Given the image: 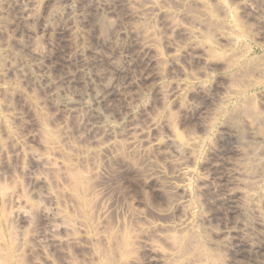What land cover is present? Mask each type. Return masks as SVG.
<instances>
[{
    "label": "rangeland",
    "instance_id": "374dc122",
    "mask_svg": "<svg viewBox=\"0 0 264 264\" xmlns=\"http://www.w3.org/2000/svg\"><path fill=\"white\" fill-rule=\"evenodd\" d=\"M65 1L60 3V0H0V264H205V261L201 260L202 255L199 254L198 246L194 247L191 240H186L187 242L184 240L191 239L189 237L193 236L192 233H189V230L181 233L174 228L175 224L183 220V217L179 218L183 213L178 212L180 210L174 205L176 195L168 190L166 192V182H163L161 176L158 179L162 182L159 183L154 182L158 180L156 177H153L154 180H151L150 176L149 180L145 179L148 172L151 175L162 165V157L156 155L154 149H146L134 156L133 154L128 156L129 154H125L121 149L123 143L119 139H116V144L114 139L107 143L99 134L97 138H93L96 141L87 139L84 131L85 120L89 116L87 110L96 105L95 102L106 93V90L109 91L117 84H128L126 86L128 91L124 92L126 95L123 94L120 99L116 98L118 101H114L109 107L110 112L112 110L118 116L122 115L118 117L116 123L132 119L134 123L132 120L131 122L136 124L135 126L130 121L126 123L141 129L146 125L148 118H157L181 139H188L189 136L196 135V132L195 137L199 138L202 135L201 147L195 150L198 160L192 166L191 189L199 188L194 185L201 184L199 180L206 175L204 171L210 173L208 169L212 164L215 166V163L217 168L221 169L218 170L220 174L216 172L218 178L215 176L212 181L218 184L221 182L222 185L226 184L224 178L230 181L232 176L234 177V168L236 171L238 168L240 171H248V175H260V169L255 166L256 169L251 162L249 165L248 161L252 155H258L257 152L264 158V0H256L253 5L255 14L242 12L245 10H242L239 0H218L220 3L216 0H152L156 4L160 3L161 5H158L164 6V10L172 15L170 19L173 20V24L177 23L175 27L184 30L190 28L202 35L203 38L197 33L196 37L199 38H194L195 40H190L182 29V33L178 28V31L166 32L165 27L157 20L158 17L151 11H145V0H142L143 5L141 0ZM222 9H225V13ZM134 11H144L141 13L146 14L141 15L144 19L140 21L131 18ZM193 18L200 20L202 25L195 23L197 19L193 21ZM212 24L219 26L217 29L219 32L223 30V33L235 29L231 28L235 24V34L237 33L238 37H234L235 34L232 36L234 30L227 34L232 33L230 35L239 41L234 40L235 44L230 46L223 39L216 38L217 29ZM152 34L155 35V41ZM146 39L154 43L161 41L159 47L163 45L160 49L164 54L167 53V46L170 47V66L175 59V65L179 67L172 66L173 69L171 67L169 69L167 63L160 64L162 66L157 64L159 62L154 63L163 68L162 71L154 65L146 66L142 58L140 60L143 63L138 61L137 48L139 49L141 41L145 42ZM196 44V47H192ZM204 49H207L206 53H203ZM180 50H183V53ZM133 55L142 65L140 67L136 62L135 68L138 69L131 73L133 70L127 72L126 76L130 74L122 78L126 84L124 80L115 76V71L120 70L125 59ZM205 59H208L206 63ZM163 60L165 61V58ZM149 67L153 68H150L152 72L147 69ZM157 77L161 78L159 82ZM192 78H195V85ZM167 82L173 86L176 84L175 89L183 85L182 89L180 88L182 92L179 89L180 97L171 99L170 106L161 100L159 102L157 99L155 102L153 99L155 95L153 91L158 85H167ZM197 82L206 84L204 87L207 89L202 90L204 92L202 95L203 92L194 87ZM207 84L213 87L210 89ZM173 86H170V91L174 90L171 88ZM187 86H191L188 87L189 91L193 88L195 93L199 91L200 94L196 93L199 96L193 91L187 92ZM207 92L211 95L209 98L206 96ZM182 93L185 96L181 95ZM223 94L230 97L229 101L228 96ZM204 96L207 98L206 101L211 100L205 102ZM221 96L227 100L223 106L221 104L224 100ZM180 103L186 109L189 108L188 111L184 108L185 113H182L183 107ZM125 108H128V111ZM143 109L145 114L142 113ZM216 109L220 110L217 114ZM124 110L131 112V118L125 117ZM198 113L202 116L195 118V114ZM183 114L186 115L184 118ZM132 116L136 117L135 120ZM248 120L250 122L252 120L250 124L253 132L247 123ZM201 122L203 130L208 131L206 135L205 131L201 130ZM257 126L259 129L255 128ZM232 130L235 131V136ZM216 136L222 138L219 140ZM227 136H232L234 142L228 140L226 142ZM222 139L227 146L224 143L222 145ZM209 144L213 149L212 146H208ZM225 146L228 147L227 150ZM237 147L238 150L241 149L238 157L236 151L231 152V149ZM208 148L211 149L210 152ZM214 148L218 150L217 153H223L225 156L214 153ZM205 149L208 152L207 156L202 154L206 152ZM249 149L253 153L251 156L249 153V156L246 155ZM211 152L214 154L210 155ZM33 155L38 157L34 158ZM242 155L245 156L244 161ZM215 156L217 160H214ZM213 160L216 162L212 163ZM219 165H223L224 169ZM172 167L170 166V172L173 170ZM229 169L232 170V175ZM208 172L206 173L209 174ZM262 176L263 180L255 192L256 198L258 194V199H254L255 204L251 203L253 201L237 198L235 203L237 207L233 205V213L234 210L238 211L234 213L235 216L230 213L231 210L223 213L228 207L221 198L222 201L218 200L222 193L216 191V197L212 190L215 189L213 182H210L208 190L204 191L203 194L206 196L200 195L201 199L195 195L199 198L194 197L191 203L199 208V213L200 209L206 211V214L215 213L214 216L219 217L224 225L231 226L232 220L235 221V224L231 223L232 226L245 221L246 224L253 225L257 219L264 223V175ZM193 179L196 180L194 185ZM235 180L233 178L234 182ZM234 182L232 185L228 182L230 186L226 184V187L230 188L236 184ZM150 184L154 185L152 187L154 191L150 189ZM158 184L163 190L156 189ZM224 187L225 185L221 186V189L224 190ZM194 192L193 195L197 191ZM209 192L214 194L209 195ZM207 196L210 201L212 200V204ZM214 200H217L218 205ZM195 205L191 207L197 211ZM102 208L108 209L105 216L101 213ZM155 208L162 213L170 209V219L158 218ZM231 217L233 219L229 221ZM262 222L260 221L259 233L264 234ZM169 223L170 230L166 227ZM200 229L202 230V226L199 225V230L197 231V227L195 230L201 233L199 236H203V242L206 244L209 237L202 231L204 236ZM246 236V239L249 238V235ZM218 248H206L207 252L211 253L210 262L225 264L226 254ZM153 252L159 255L155 256ZM252 256L254 264H264L263 253Z\"/></svg>",
    "mask_w": 264,
    "mask_h": 264
},
{
    "label": "bare ground",
    "instance_id": "6f19581e",
    "mask_svg": "<svg viewBox=\"0 0 264 264\" xmlns=\"http://www.w3.org/2000/svg\"><path fill=\"white\" fill-rule=\"evenodd\" d=\"M65 0H60V3L61 2H64ZM67 1V0H66ZM65 1V2H66ZM155 1H157V0H155ZM190 1V0H189ZM211 1V0H210ZM213 1V0H212ZM215 1V0H214ZM217 2H218V0H216ZM240 1H241V6H242V10H245V11H242V12H244V13H250L251 12V14L252 13H254V12H256V11H254L255 9H253L254 7H253V5L256 3V0H239V3H240ZM128 2H129V0H128ZM141 2H142V5H143V3H144V1H142L141 0ZM200 2V1H199ZM127 3V2H126ZM140 3V2H139ZM158 3V2H157ZM218 3H220V2H218ZM223 3V2H222ZM221 3V4H222ZM125 4V3H124ZM131 4V2L130 3H128V5H130ZM158 4H160V3H158ZM158 4H156V2H154V1H152V0H145V6H144V9H145V11H148V12H150L151 11V13L152 14H154L155 16H157L158 17V21L159 22H161L162 23V25H163V27H165V29H166V32L167 31H169V32H173L174 30H176V31H178L177 30V28H178V26L177 27H175L176 25H177V23H175V24H173V20L172 19H170L171 17H172V15L171 14H168V12H166L165 10H164V6H162V7H160ZM200 4H202V3H200ZM221 4H219V5H221ZM127 5V6H128ZM161 5V4H160ZM223 5L224 4H222V7H223ZM140 6V5H139ZM203 6H205V5H203ZM141 7H143V6H141ZM141 7H140V9H141ZM223 8H225L226 9V7H223ZM131 9H133V8H131ZM139 9V10H140ZM224 9V10H225ZM135 10V9H134ZM223 10V9H222ZM223 10V12L225 13V11ZM144 12V11H143ZM143 12H135L134 11V14H133V16L131 15V18H134V19H136V20H140V21H142L141 19L143 18L144 19V17H142L141 15H143L144 16V14H141V13H143ZM226 13H228V12H226ZM255 14V13H254ZM146 15V14H145ZM169 15H171V16H169ZM149 15H147V17H148ZM175 16V15H174ZM264 16V15H263ZM146 17V16H145ZM151 17H153V16H151ZM206 17V16H205ZM174 19V18H173ZM194 19L196 20L197 18H193V21H194ZM200 23L201 25H202V23H201V21L200 20H198L197 19V21L195 22V23ZM159 24V23H158ZM175 25V26H174ZM197 25V24H196ZM199 25V24H198ZM200 25V26H201ZM211 25V24H210ZM213 25V24H212ZM233 25V24H232ZM235 25V24H234ZM231 26V28L232 27H234L235 29H230V31L229 32H231L232 30H234V32L232 31V33H230V34H232V36L235 34V30H236V27L235 26ZM194 26V25H193ZM214 26V25H213ZM183 27V26H182ZM197 27V26H196ZM208 27V26H207ZM211 27V26H210ZM215 27V29H217V27H219V26H214ZM213 27V28H214ZM185 28V27H184ZM191 28H193L194 29V27H191ZM204 28H206V26L204 27ZM178 29H180L179 30V32L181 31V29L182 28H178ZM196 29V28H195ZM201 30H202V28H200ZM208 29H209V27H208ZM184 29H182V31H183ZM197 30V29H196ZM207 30V29H206ZM213 30V29H212ZM220 30H221V28H220ZM182 31H181V33H182ZM208 31H210V30H208ZM217 32H216V34H217V37L216 38H219V39H223V41H226L225 43L226 44H230V46H232L231 44H235V43H233V42H235L236 40H238V38L236 39H234L230 34L228 35L227 33H229V32H227L226 33V31L223 33V30L221 31V32H219V29H217L216 30ZM207 32V31H206ZM210 32H212V31H210ZM184 33H185V35L188 37V38H190V40L191 39H194V38H199V37H196V36H198V34H199V36H200V33H196L195 32V30H190V28H189V30H184ZM204 33V32H203ZM212 33H214V31L212 32ZM226 33V34H225ZM202 34V33H201ZM205 34V33H204ZM208 34V33H207ZM210 34V33H209ZM237 34V33H236ZM234 35V37L236 36V37H238L237 35ZM153 35V34H152ZM154 36L155 35H153L152 37H153V39H154ZM202 36V35H201ZM200 36V37H201ZM207 37V36H206ZM209 37H211L212 38V36L210 35ZM201 38H203V37H201ZM210 38V39H211ZM149 39V38H148ZM148 39H146V41L148 40ZM150 39H152V38H150ZM152 39V40H153ZM156 39V38H155ZM155 39L153 40V41H155ZM206 39V42H207V38H205ZM152 40H150V41H145L144 42V40L143 41H139L140 43H141V45L139 44V49L137 48V51H139V54H138V57H139V60L138 61H140V62H142L140 59L142 58L143 59V61H145V63H146V66H147V64H148V66H151V65H154V63H156V62H159V63H157L159 66H162V65H160V64H162V63H165V65H166V63H167V67L170 69V67L172 68V66H176V67H179V66H177V65H175V59L171 62V65L172 66H170V55H169V53H170V47H168L167 46V53L166 54H164L162 51H161V46L163 47V45L161 44V46L159 47V45H160V43L159 42H161V41H159L158 43H154ZM195 40V39H194ZM213 40V39H212ZM216 40V39H215ZM218 40V39H217ZM235 40V41H234ZM203 41H205L204 39H203ZM222 41V40H221ZM239 41V40H238ZM166 42V41H165ZM207 43H209V42H207ZM165 44V43H164ZM167 44V43H166ZM191 44V43H190ZM198 44V43H197ZM197 44L195 45V46H192V47H196L197 46ZM228 44V45H229ZM168 45V44H167ZM193 45V44H192ZM201 45V44H200ZM200 45H199V47H200ZM165 46V45H164ZM204 46V45H203ZM202 47V46H201ZM205 47V46H204ZM191 48V47H190ZM206 48V47H205ZM181 49V48H180ZM207 49H209V48H207ZM206 49V50H207ZM177 50H179V49H177ZM185 50V49H184ZM206 50L204 49L203 51H205V52H203V53H206ZM181 51V53H183V50H180ZM197 51L199 52V50L197 49ZM176 52V51H175ZM191 52V51H190ZM188 53V52H187ZM187 53H186V55H187ZM136 54V53H135ZM185 54V53H184ZM183 55V54H182ZM195 55H197V54H195ZM200 55H201V51H200ZM136 56H137V54H136ZM136 56H132V57H130L129 59L127 58V59H125V61H124V64L123 65H121V69L119 70L118 69V71H115L116 72V77L119 79L120 78V80H122V78L123 77H125L126 76V74H127V72H129L130 70H133V71H130V73L131 72H134L135 71V67L137 66L136 65V62H138L137 60H136ZM184 56V55H183ZM206 56V55H205ZM202 57V56H201ZM204 57V56H203ZM165 58V61L163 60ZM198 59H199V55H198V57H197ZM206 58V57H205ZM203 59V58H202ZM201 59V60H202ZM163 62H162V61ZM208 60V59H207ZM206 59H205V63H206V61H207ZM160 61H161V63H160ZM200 61V60H199ZM202 61V62H203ZM140 62H138L137 64H139ZM174 62V63H173ZM143 63V62H142ZM177 64V63H176ZM204 64V63H203ZM140 65V67H141V65L142 64H139ZM138 65V66H139ZM208 65V64H207ZM154 66H156V67H158L156 64L154 65ZM154 66H153V68H154ZM165 67V66H164ZM150 68H152V67H149V68H147V69H150ZM152 68V69H153ZM158 68H160L161 70L163 69V68H161V67H158ZM166 68V67H165ZM228 68V67H227ZM226 68V69H227ZM138 69V68H137ZM136 69V70H137ZM145 70H146V68H144ZM159 69V70H160ZM173 69V68H172ZM229 69V68H228ZM160 70V71H161ZM148 71V70H147ZM150 71L152 72V70L150 69ZM163 71V70H162ZM165 71V70H164ZM168 72H170L169 70H168ZM205 72V71H204ZM129 73V74H130ZM128 74V75H129ZM168 74V73H167ZM201 74H203V73H201ZM127 75V76H128ZM126 76V77H127ZM159 76V75H158ZM137 77H139V76H137ZM141 77V76H140ZM151 78V77H150ZM155 78L156 77H154V80H155ZM157 78H159V77H157ZM166 78V77H165ZM153 79V78H152ZM152 79H150V80H152ZM160 79L161 78H159L158 79V82L160 81ZM195 78H192V80H194ZM124 80V82L127 84V82L125 81V79H123ZM122 80V81H123ZM129 80V79H128ZM127 80V81H128ZM137 80V82H138V79H136ZM141 80V79H140ZM139 80V81H140ZM163 80H164V78H163ZM162 80V81H163ZM198 81L200 82V80H199V78H198ZM121 82V81H120ZM132 83V81H129V83ZM136 82V83H137ZM194 82H195V80L193 81V85H195L194 84ZM205 82V81H204ZM117 83H119V82H117ZM135 83V84H136ZM157 83V82H156ZM163 83V82H162ZM168 83V82H167ZM166 83V84H167ZM196 83V82H195ZM198 83V82H197ZM209 83V82H208ZM160 84V83H159ZM165 84V83H164ZM180 84V83H179ZM179 84H178V86H179ZM214 84V83H213ZM176 84H174V86H175ZM186 85V84H185ZM189 85V84H188ZM191 85V84H190ZM193 85H192V87H193ZM204 85H206V84H202V82L199 84H197L196 86H194V87H196L199 91H201V92H203L202 90H204V88H206L207 89V87L205 86L204 87ZM208 85V84H207ZM126 86H128V84L127 85H125V84H120V85H115L114 87H112L109 91H107L106 90V93H104L103 95H101L102 97H100L99 99H97V101L95 102V106L94 107H90L87 111H88V117L86 118V120H85V136L87 137V139L89 138L90 140L91 139H93L94 137H96L97 138V136H98V134L101 136V137H103V139H104V141L105 142H107L108 143V141L110 140H112V139H114V140H116V139H119V141H121L122 143H123V147H121V149H123V152H125V154H129L128 156H131L132 154V156H134V154L136 155L137 153H141L143 150L145 151L146 149L147 150H150V149H154V151L153 152H155L156 151V155H160V158L162 157V160H163V162H162V165L159 167V166H157V167H159L156 171H155V173H151V175H150V173L148 172V177L146 176V180L149 178V176L151 177V180L153 179L154 180V178L156 177L157 179L158 178H161V179H164V183L166 184L165 185V187H166V192H167V190L169 191V192H173L175 195H176V197H175V201H174V205H176V207H177V209L178 210H180V211H178V212H182L183 213V216H179V218L181 217H183V220L181 219V221L178 219V221H180L178 224H173L174 225V228L175 229H177V230H180V232L181 231H185V230H189V233H192V237H189V238H191V239H184L185 240V242H187L186 240H191V242L194 244H192L194 247H195V245H197L196 247L199 249V254H201L202 255V262H203V260L205 261V264H210L211 262H210V260H211V253H209V252H207V250H206V248L208 247V249H210L211 247L213 248V247H219L220 248V250L222 249V252H224L225 254H226V256H225V258H227V260H226V263L227 264H234V263H236V264H239V263H242V264H254V262L252 261L253 259H252V255H256V254H259V255H262V253H263V255H264V234H261V233H259V228H260V221L262 222V220H258L257 219V221L255 222V224H253V225H250V224H246V221H245V223H240L239 222V224H236V225H234V226H232V224L231 223H234L235 224V221H231V219H233L232 217L231 218H229L230 220L229 221H231V223H230V225L231 226H228V225H224L223 224V221L222 220H219L217 217H215L214 215H215V213L214 214H206L205 212L206 211H204L203 209L204 208H202V210L203 211H201V209L199 210L200 211V213L198 212V209L199 208H197L196 207V205L195 204H193V203H191L193 200V198L194 197H196V198H199V197H197V196H195V195H198V196H200V195H202L203 193H204V191L206 192V190H208V185L210 184L211 185V183L213 182V183H215L214 181H212V180H214L215 179V176H216V172H218L219 174H220V171H218L219 169H221V168H217V166H216V161H214V160H217L218 158H216V156L214 157V158H216V159H214L213 161L214 162H212V161H210V163L212 162V163H215V166H214V164H212L211 166H210V168L208 169L209 171H210V173L208 172V171H206L205 169H203V166H202V169H203V171L205 170L206 172H208L209 174H207L205 171H204V173L207 175H204L203 177H201L200 178V180H199V177L197 178L199 181H200V183L201 184H199V183H197V184H195V182H196V176L195 177H193V178H195V179H193V181L192 182H194V180H195V182L193 183V185L194 186H199V188H197V190H195V187H194V189H193V191H197L198 192V194H196L195 192V194L193 195V191H192V189H191V185H190V178L192 177V175H193V170H192V166H194V164L197 162V160H198V158H197V153H196V155H195V150H197V148H198V150H199V148L201 147V144H202V142H203V140H202V138H200L201 136H199V138L198 137H195L196 135H197V132H196V135L194 136V135H191V136H189L188 137V135H187V137H188V139H181L180 138V136L177 134L176 135V132H174L172 129H170L169 127L168 128H166L165 127V125L162 123V121H160V120H158L157 118H146L147 120V122H146V125H144V127L142 128L141 127V129H140V127H139V129H138V127L136 126V127H133V126H135L133 123H134V121L132 120V119H129L128 121H130V123H132L131 122V120L133 121V126L131 125V124H129V123H126V122H128V121H123V122H121V123H116V120L118 119V117H120V116H122V115H120V116H118V114L116 115L115 114V111H112L111 110V112H110V109L111 108H109L110 107V105L114 102V101H118V100H116V98H118L119 97V99H120V97L123 95V94H125L126 95V93H124L125 91H128V90H126L127 89V87ZM129 86H131V85H129ZM133 86H134V83H133ZM132 86V87H133ZM170 86H173V85H170V82L167 84V85H158V88L157 87H155V88H157L155 91H153V89H152V91H153V94H155V95H153L152 97H153V99H154V101L156 102V100L157 101H159V100H161V102L162 103H164L165 105H167V106H170V100L172 99H175L177 96H178V93H179V91L182 89V87L181 86H183L182 84H181V86H180V90L177 88V89H175L174 88V86L173 87H171V88H174V90H172V91H170ZM177 86V85H176ZM209 86V88L211 87L210 86V84L208 85ZM191 87V86H187V92L189 91L188 89ZM213 87V86H212ZM211 87V88H212ZM129 88H131V87H129ZM154 88V89H155ZM210 88V89H211ZM230 88V87H229ZM194 89V88H193ZM191 90V91H195V90ZM213 89H215V88H213ZM233 89H234V87H233ZM232 89V90H233ZM130 90V89H129ZM230 91H231V88L229 89ZM235 90V89H234ZM237 91H239L238 89H236ZM191 91H189L190 93H192ZM198 91V92H199ZM205 91V90H204ZM236 91V92H237ZM155 92V93H154ZM180 92H182V90L180 91ZM184 92V91H183ZM186 92V91H185ZM186 92V94L187 95H189V93H187ZM197 91H196V93H198ZM229 92V91H228ZM232 92V91H231ZM235 91H234V93H236ZM241 92V91H240ZM239 92V93H240ZM195 93V92H194ZM195 93V94H196ZM208 93V94H207ZM207 93H205V95L206 96H208V98H209V92H207ZM211 93V92H210ZM233 93V94H234ZM238 93V92H237ZM236 93V94H237ZM184 93H182L181 95H183ZM198 94H200V93H198ZM202 94H204V92L203 93H201V95ZM228 95L230 94V92L229 93H227ZM232 94V93H231ZM232 94V95H233ZM186 95V96H187ZM192 95V94H191ZM197 95V94H196ZM200 95V96H201ZM224 95V94H223ZM227 95V96H228ZM235 95V94H234ZM237 95H239V94H237ZM183 96H185V95H183ZM197 96H199V95H197ZM206 96H204V100H205V102H207V101H210L209 99L206 101ZM211 96V95H210ZM224 96H226V95H224ZM222 97L221 96V98H223V100L225 99V97ZM226 96V97H227ZM178 97H180V96H178ZM178 97H177V99H178ZM190 97V96H189ZM188 97V98H189ZM195 98V97H194ZM199 98H201V97H199ZM203 98V97H202ZM217 98V97H216ZM219 98V97H218ZM221 98H219V99H221ZM228 98H230L229 96L227 97V100H228ZM125 100V99H124ZM195 100V99H194ZM198 100V99H197ZM222 100V99H221ZM221 100H219L220 102H222ZM227 100H224L223 101V103L221 104L220 102V104L223 106V104H225L226 103V101ZM184 101V100H183ZM229 101V100H228ZM160 102V101H159ZM173 102V101H172ZM175 102V101H174ZM179 102H180V100H179ZM199 102V101H198ZM116 103V102H115ZM114 103V104H115ZM176 104L178 103V100H176V102H175ZM211 103V102H210ZM217 104V103H215V104H217L218 106L220 105V104ZM232 103V102H231ZM148 105V104H147ZM180 105H182V107L183 108H181L182 110H181V112L182 113H185V110H184V105L183 104H181L180 103ZM198 105H199V103H198ZM216 105V106H217ZM113 106V105H112ZM129 106V105H128ZM141 106H143V105H141ZM140 106V107H141ZM146 106V105H145ZM191 105H189V107H190ZM195 106H196V104H195ZM194 106V107H195ZM199 106H201V104L199 105ZM203 106V105H202ZM205 106V105H204ZM203 106V107H204ZM215 106V107H216ZM131 108V107H130ZM134 108H135V106H134ZM142 108V107H141ZM140 108V109H141ZM143 108H145L144 106H143ZM200 108V107H199ZM199 108H198V110H199ZM221 108V107H220ZM126 109V108H125ZM128 109V108H127ZM126 109V110H127ZM139 108H138V110H140ZM146 110H147V108H145ZM145 109H143V111H142V113L143 114H145ZM186 109V108H185ZM187 109H189V108H187ZM186 109V110H187ZM217 109H218V107H217ZM216 109V110H217ZM115 110V109H114ZM126 110H124L125 111V113L126 114H124L125 115V117H128V118H131V112H127ZM142 110V109H141ZM198 110H196L197 112H198ZM200 110H201V108H200ZM215 110V111H216ZM221 110H224L225 111V109H222L221 108ZM118 111V109L116 110V112ZM129 111H130V109H129ZM170 111V110H169ZM184 111V112H183ZM188 111V110H187ZM195 111V112H196ZM202 111H204V110H202ZM202 111L200 112V113H202ZM214 111V112H215ZM218 111V110H217ZM112 112H114V114H112ZM138 112V111H137ZM140 112V111H139ZM196 112V113H197ZM220 112V110L218 111V112H216V114L217 113H219ZM222 112V111H221ZM119 113H120V111H119ZM122 113V112H121ZM181 113V114H182ZM189 113V112H188ZM188 113H187V116H188ZM191 113H193V111L191 112ZM200 113H198L197 115L195 114V118L196 117H198V118H200L201 116H202V114H201V116H199V114ZM222 113H224V112H222ZM123 114V113H122ZM141 114V113H140ZM123 115V116H124ZM137 115H138V113H137ZM193 115V114H192ZM136 116V115H135ZM135 116H132V118L134 117V120H135ZM139 116V115H138ZM182 116V115H181ZM184 116H186V115H184L183 114V118H184ZM190 116V115H189ZM193 117V116H192ZM189 118V117H188ZM198 118H197V120H198ZM119 119H122V118H119ZM190 119V118H189ZM123 120V119H122ZM191 120H193V118L191 119ZM250 120V119H249ZM248 120V124L250 125V127H251V124H252V120H251V122ZM119 121H121V120H118V122ZM247 121V120H246ZM246 121L244 122V123H246ZM196 122V121H195ZM195 122H193V123H195ZM199 122V121H198ZM192 123V122H191ZM247 123H246V126H247ZM251 123V124H250ZM256 123H258V122H256ZM197 124H199V123H197ZM201 125V127H202V122L200 123ZM203 124H205V122H203ZM253 124H255L254 122H253ZM126 125V126H125ZM256 125H258V124H256ZM94 126H96L95 128H94ZM206 126V125H205ZM204 126V128H206ZM253 126V125H252ZM255 126V125H254ZM259 126V125H258ZM255 127V128H258L259 129V127ZM225 127V126H224ZM249 127V128H250ZM127 130H126V129ZM207 128H208V126H207ZM209 128H210V126H209ZM227 128H228V126H227ZM231 128V127H230ZM124 129H125V131H124ZM201 129V128H200ZM253 127H251V131L253 132ZM170 130H172V131H170ZM201 130H203V127H202V129ZM201 130H199V131H201ZM225 130H227L226 128H225ZM195 131L196 130H194V133H195ZM203 131H205V130H203ZM223 131H224V128H223ZM228 131V130H227ZM231 131V130H230ZM206 132H208V131H205L204 132V134L206 133ZM232 132H233V130H232ZM232 132H231V134H232ZM250 132V131H249ZM122 133V134H121ZM193 133V132H192ZM199 133V132H198ZM221 133V135H223L222 134V132H220ZM219 133V134H220ZM223 133H226V134H228L227 132H223ZM235 133V131L233 132V134ZM200 134V133H199ZM230 134V133H229ZM228 134V135H229ZM232 134V135H233ZM236 134V133H235ZM235 134L233 135V136H235ZM190 135V134H189ZM206 135V134H205ZM218 135V134H217ZM253 135V134H252ZM258 135V134H257ZM179 136V137H178ZM208 136V135H207ZM254 136V135H253ZM260 137H261V135H259ZM218 136H216V139H219V138H222L221 136H219V138H217ZM204 138V137H203ZM207 138V137H206ZM261 138H263V137H261ZM260 138V139H261ZM223 139H225L224 137H223ZM223 139L221 140L222 141V145H223V143L226 141L227 142V140L228 141H230V142H234V138L232 137V136H227L226 137V139H225V141H223ZM258 139V138H257ZM259 139V140H260ZM94 141H96V139H93ZM220 140V139H219ZM219 140H217V141H219ZM255 140V139H254ZM262 140V139H261ZM260 140V141H261ZM92 141V140H91ZM221 141H220V144H221ZM257 140H255V142H256ZM121 142H119L120 144H121ZM208 142H209V140H208ZM207 142V143H208ZM117 143V140H116V142H115V144ZM225 145H226V143H224ZM122 145V144H121ZM219 145V144H218ZM200 146V147H199ZM208 146H212L211 144H209ZM227 146V145H226ZM226 146H225V148H226ZM229 146V145H228ZM215 147V146H214ZM216 147H217V145H216ZM220 147H222V146H220ZM219 147V148H220ZM109 148V147H108ZM211 148V147H210ZM218 148V149H219ZM224 148V149H225ZM228 148V147H227ZM227 148H226V150H227ZM254 148V147H253ZM252 148V150L254 151V149ZM209 149V148H208ZM207 149V150H208ZM211 149H213V146H212V148ZM211 149H209L208 151L210 152V150ZM235 149H237V150H235ZM125 150V151H124ZM216 149L214 148V150H213V152L215 153H217L218 152V150H216ZM241 150V149H240ZM240 150H238V147L237 148H234L233 150L231 149V152H235L236 153V156L237 155H239L240 156ZM250 150V149H249ZM102 151V150H101ZM143 151V152H144ZM205 151H206V149H205ZM251 151V150H250ZM247 152V156H251L253 153H252V151L251 152ZM127 152V153H126ZM221 152H223V151H221ZM228 152V151H227ZM159 153V154H158ZM198 153H199V151H198ZM207 151L206 152H204V153H202V154H206V156H207ZM213 153V154H214ZM225 153V152H224ZM230 153V152H229ZM243 153V152H242ZM241 153V154H242ZM248 153H249V155H248ZM212 154V152L210 153V155ZM212 154V155H213ZM217 154H220V153H217ZM222 154V156H225V155H223V153H221ZM220 154V155H221ZM244 154V153H243ZM257 154L258 155H256V154H254V155H252L251 156V160L248 158V160H250V161H248L247 159H246V163H247V161L249 162L248 164L250 165L251 163H252V165H254V167L256 166L257 168H259L260 169V175H255V176H252V175H248V171H240L239 170V168H238V170L236 171V168H234V165H233V167H232V169L234 168L235 169V172H234V177L232 176V178L229 176V174L227 175V176H229V178H231L230 179V181H229V179H227V178H224L223 179V181L224 182H226V184L227 185H229L228 184V182L232 185L233 184V178H235L236 180H235V182H236V184H234L233 186H231L230 188H229V186L228 187H226V184H224L225 185V187H224V190L223 189H221V186L223 187L224 185H222V182L220 183V184H218V183H215L214 185H215V189H212V190H214V192H215V195H216V191H217V193H222V197H221V195L219 196V194H218V196H219V198H218V200L219 201H222L223 200V202H224V204L226 205V207H228V209H224L223 211V213H226V211L227 210H231L230 211V213L232 214L233 213V205H236L235 203H236V199L237 198H239L240 197V199L242 200V198H244V200L243 201H246V200H250L249 202H251V201H253V202H251L252 204L254 203V202H256L255 200H257L258 199V194H257V198H256V193L255 192H257L256 190H257V188H259V184L262 182V180H263V176L262 175H264V173H263V171H264V158H263V156H260L259 155V152H257ZM234 154L232 153V156H233ZM245 155V154H244ZM261 155H263V153H261ZM35 156H37V155H33V157L35 158ZM202 156V157H201ZM200 157L201 158H203V155H201ZM205 156V155H204ZM227 156H228V154H227ZM230 156H231V154H230ZM231 156V157H232ZM236 156H234V157H236ZM246 156V157H247ZM38 157V156H37ZM199 157V159H200V161L202 160L201 158ZM212 157V156H211ZM220 158H221V156H219ZM238 157V156H237ZM242 157V161H244V158H245V156L243 157V155L241 156ZM159 158V159H160ZM208 158V157H207ZM206 158V159H207ZM224 158V157H223ZM222 159V158H221ZM203 160L205 161V159L203 158ZM210 160H212V158L210 159ZM220 160V159H219ZM218 160V161H219ZM224 160V159H223ZM222 160V161H223ZM227 160H228V158H227ZM160 161V163H161V160H159ZM207 161V160H206ZM205 161V162H206ZM224 162V161H223ZM228 162V161H227ZM251 162V163H250ZM199 163V162H198ZM202 163H204L203 161H202ZM218 163H220V162H218ZM217 163V164H218ZM225 163V162H224ZM221 164V163H220ZM197 165H200V164H197ZM208 166L210 165L209 163L207 164ZM243 165V164H242ZM137 166V165H136ZM170 166H173L172 167V172H170ZM223 165H219V167H222ZM225 166V165H224ZM197 167V166H196ZM207 167V166H206ZM229 167V164L227 165V168ZM236 167V166H235ZM251 167V166H250ZM253 167V166H252ZM255 167V168H256ZM136 168H138V166L136 167ZM198 168H200V167H198ZM223 169H224V167H222ZM240 168H242V167H240ZM255 168H254V171H255ZM256 168V169H257ZM207 169V168H206ZM225 169H226V167H225ZM233 169V170H234ZM244 169V168H243ZM248 169V168H247ZM258 169V170H259ZM194 170H195V168H194ZM230 171H229V173H231V175H232V173L233 172H231L232 170L231 169H229ZM250 170V169H249ZM253 170V169H252ZM251 170V171H252ZM151 172L153 171L154 172V170H150ZM222 171H224V170H222ZM250 171V172H251ZM196 172V171H195ZM228 172V171H227ZM252 173V172H251ZM224 174V173H223ZM198 175V174H197ZM161 176V177H160ZM200 176H202V174L200 175ZM221 176H222V174H221ZM154 177V178H153ZM217 178H218V176H216ZM226 177V176H225ZM75 178V177H74ZM76 179V178H75ZM219 179H221V177H220V175H219ZM219 179H217L218 181H219ZM227 179V181H225ZM149 180V179H148ZM151 180H150V182H151ZM156 180V179H155ZM197 180V181H198ZM77 181V180H76ZM198 181V182H199ZM217 181V182H218ZM222 181V180H221ZM231 181H232V183H231ZM77 182H79V181H77ZM146 182V181H145ZM155 183H159V182H162V180H156V181H154ZM211 182V183H210ZM220 182V181H219ZM234 182V183H235ZM162 184V183H161ZM199 184V185H198ZM216 184H218V188L216 187ZM148 184H146V186H147ZM159 185V184H158ZM213 185V186H214ZM150 186H151V184H150ZM149 186V187H150ZM154 186V185H153ZM153 186H151L150 187V189H152V187ZM196 186V187H197ZM161 189V190H163V187H161L160 185L159 186H157L156 187V189ZM210 188V187H209ZM211 189V188H210ZM261 189V188H260ZM153 190V189H152ZM171 190V191H170ZM154 191V190H153ZM157 192L159 191V190H156ZM211 191V190H210ZM163 192V191H162ZM164 192H165V190H164ZM208 193V192H207ZM206 193V194H207ZM210 193L211 194H214V193H212V192H209V195H210ZM260 193V192H259ZM169 193H167V195H168ZM264 194V193H263ZM172 195V194H171ZM175 195H173V196H175ZM204 195L205 194H203V197H204ZM208 195V194H207ZM259 195H261V194H259ZM206 196V195H205ZM213 196V195H212ZM211 196V197H212ZM169 197V199H170V196H168ZM210 197V196H209ZM216 197H217V195H216ZM200 198H201V196H200ZM206 198V197H205ZM220 198L222 199V200H220ZM202 199V198H201ZM207 199H208V196H207ZM217 199V198H216ZM240 199H238L239 200V202H240ZM246 199V200H245ZM255 199V200H254ZM197 200V199H196ZM206 200V199H205ZM168 201H170V200H168ZM195 201V200H194ZM203 201H204V199H203ZM202 201V202H203ZM208 201H210V199H208ZM212 201V200H211ZM210 201V204H212V202ZM215 201V200H214ZM247 201V202H248ZM205 202V201H204ZM216 203H217V200L215 201ZM222 202V203H223ZM238 202V201H237ZM242 202V201H241ZM196 203H199V202H196ZM206 203V202H205ZM204 203V204H205ZM209 203V202H208ZM207 203V204H208ZM214 203V202H213ZM259 203V202H258ZM203 204V205H204ZM215 204V203H214ZM221 203H219V206H221L222 207V205H220ZM238 204V203H237ZM240 204V203H239ZM255 204V203H254ZM257 204V203H256ZM191 205H195V207L197 208V211L195 210V208H193V207H191ZM198 205H202V203L200 204H198ZM217 205H218V203H217ZM217 205H215V207H217ZM225 205H224V208H225ZM214 206V205H213ZM212 206V208L211 209H213L214 207ZM218 206V207H219ZM251 206V205H250ZM255 206V205H254ZM236 207H237V205H236ZM238 207H239V205H238ZM249 208V207H248ZM251 208V207H250ZM252 208H255V207H253L252 206ZM103 209V211L101 212V213H103L104 215L103 216H105V214L108 212V209L106 210H104V208H102ZM101 209V210H102ZM156 209V208H155ZM217 209V208H216ZM218 209H220V208H218ZM170 210V209H169ZM168 210V212L166 211H164L163 213L162 212H158V210L156 209V212H158V214H157V217L158 218H160V219H162V220H164V219H166V218H169L170 219V211ZM206 210V209H205ZM215 210V209H214ZM163 211V210H162ZM210 211V210H209ZM213 211V210H212ZM207 212H208V210H207ZM238 212V211H237ZM235 210H234V213L236 214L237 213ZM181 213V214H182ZM229 213V212H228ZM229 213V214H230ZM233 213V215L235 216V214ZM175 214V213H174ZM179 214V213H178ZM239 214H241V213H239ZM227 216V215H226ZM232 216V215H231ZM222 217V216H221ZM224 218H225V216H224ZM235 218V217H234ZM221 219V218H220ZM227 219V218H226ZM228 220V219H227ZM226 220V221H227ZM247 220V219H246ZM241 221V220H240ZM241 222H243V219H242V221ZM251 222H253L254 223V221H251ZM236 223H238V221L236 222ZM250 223V222H249ZM263 223V222H262ZM218 224H220V226L218 225ZM199 225L200 226H202V230L200 229V231L202 232V231H204V233H205V235H207L208 237H209V239H207L208 240V242L206 243V244H204V242H203V236H199V233H197V231L199 230ZM221 225H224V226H221ZM263 225H264V223H263ZM262 225V226H263ZM262 226H261V228H262ZM169 230H170V228H171V226H170V223H169V225L168 226H166ZM165 227V228H166ZM196 227H197V231L195 230L196 229ZM166 228V229H167ZM263 228H264V226H263ZM262 230V229H261ZM262 231H264V230H262ZM261 231V232H262ZM187 232V231H186ZM181 233H183V232H181ZM264 233V232H263ZM201 234V233H200ZM202 234H203V232H202ZM249 235V238H245V236L246 235ZM204 235V234H203ZM204 235V236H205ZM191 236V235H190ZM206 236V237H207ZM205 237V238H206ZM247 237V236H246ZM189 242V241H188ZM191 242H189L190 244H191ZM187 245H189V244H187ZM187 245H186V247H187ZM191 246V245H190ZM193 246H191V247H193ZM189 247V246H188ZM206 247V248H205ZM218 248V249H219ZM197 249V250H198ZM151 251H153V250H151ZM198 252V251H197ZM221 252V253H222ZM247 252H249V253H247ZM154 253V252H153ZM223 253V254H224ZM247 253V254H246ZM158 254V253H157ZM156 254V255H157ZM224 254V255H225ZM154 255H155V253H154ZM155 255V256H156ZM159 255V254H158ZM161 255V254H160ZM201 255H200V257H201ZM160 257V256H159ZM162 257H164L163 255H162ZM162 257H161V263H163L162 262ZM167 257V256H166ZM256 257V256H255ZM263 257V256H262ZM261 257V258H262ZM158 258V257H157ZM254 258V257H253ZM159 259V258H158ZM157 259V260H158ZM167 259V258H166ZM165 259V260H166ZM263 259V258H262ZM160 260V259H159ZM165 260H163V261H165ZM200 260V259H199ZM214 260V259H213ZM264 260V259H263ZM155 262H156V260H155ZM210 262V263H209ZM157 263H158V261H157ZM199 263H200V261H199ZM213 263V262H212ZM211 263V264H212ZM225 263V264H226ZM201 264V263H200ZM256 264V263H255Z\"/></svg>",
    "mask_w": 264,
    "mask_h": 264
}]
</instances>
